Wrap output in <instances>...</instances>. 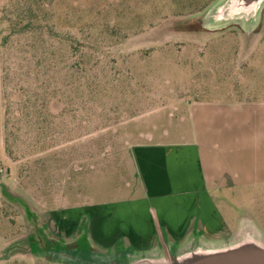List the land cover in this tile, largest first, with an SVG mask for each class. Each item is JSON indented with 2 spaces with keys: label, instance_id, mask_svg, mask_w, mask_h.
<instances>
[{
  "label": "rangeland",
  "instance_id": "1",
  "mask_svg": "<svg viewBox=\"0 0 264 264\" xmlns=\"http://www.w3.org/2000/svg\"><path fill=\"white\" fill-rule=\"evenodd\" d=\"M216 1L0 0L15 20L0 37V264H65L22 243L34 231L27 208L63 248H121L90 238L86 219L75 235L61 230L62 206L138 195L137 177L115 176L103 157L152 137L191 140L199 103L207 111L264 102V13L251 34L207 33L201 19ZM243 133L236 157L216 159L262 179L264 150ZM219 182L232 234L213 240L232 237L244 219L264 235V182Z\"/></svg>",
  "mask_w": 264,
  "mask_h": 264
},
{
  "label": "crops",
  "instance_id": "2",
  "mask_svg": "<svg viewBox=\"0 0 264 264\" xmlns=\"http://www.w3.org/2000/svg\"><path fill=\"white\" fill-rule=\"evenodd\" d=\"M197 107L191 118L195 119V113L200 115V134L191 140L155 141L152 137L134 142L124 151L105 155L104 159H113L115 176L127 181L129 170L137 177L139 184L135 190L138 189L139 196L134 194L104 204L62 206L61 230L71 231L64 232L66 237L81 232L85 219L94 223V229L89 226L88 230L90 238H95L97 243L111 247L124 245L113 250L147 251L156 244L160 247V239L168 245H178L192 234L210 239L232 234L216 198L215 192L222 187L219 181L232 187L238 182H264V172L259 175L262 179H253L254 168L246 167L247 170L240 172L216 158L236 157L239 151L235 142L244 130L252 132L251 136L246 135L247 141L252 140L256 148L264 150V102L226 109L216 106V110L207 111L202 108L208 106L202 103ZM243 113L246 119L240 121ZM213 125L217 139L211 143L207 134L212 133ZM242 173L248 180L240 181Z\"/></svg>",
  "mask_w": 264,
  "mask_h": 264
},
{
  "label": "water",
  "instance_id": "3",
  "mask_svg": "<svg viewBox=\"0 0 264 264\" xmlns=\"http://www.w3.org/2000/svg\"><path fill=\"white\" fill-rule=\"evenodd\" d=\"M263 13L264 0H217L203 15L200 28L215 34L237 27L251 34L260 26ZM44 254L65 264H264V235L251 219H244L229 239L192 234L180 245L163 243L147 251L61 247Z\"/></svg>",
  "mask_w": 264,
  "mask_h": 264
},
{
  "label": "trees",
  "instance_id": "4",
  "mask_svg": "<svg viewBox=\"0 0 264 264\" xmlns=\"http://www.w3.org/2000/svg\"><path fill=\"white\" fill-rule=\"evenodd\" d=\"M15 21L12 20L10 15H8V12L5 8H1L0 6V37H2L4 32V27L8 25V22ZM27 218L32 221V224L34 226V231L30 233L26 238H24L22 243L29 245L30 249L34 254H44L45 252H48L49 250H56L62 247V243L60 240L50 238L48 234L44 232L43 229H41L37 225V216L32 213L29 208L26 210ZM42 241H44V248H40L39 246L42 245ZM90 250H100L98 248H92L90 245ZM105 251V250H103Z\"/></svg>",
  "mask_w": 264,
  "mask_h": 264
}]
</instances>
